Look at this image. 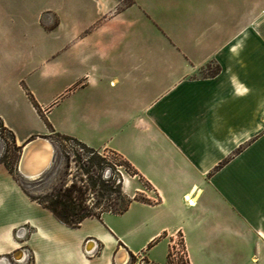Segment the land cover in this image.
<instances>
[{"label":"crops","instance_id":"crops-1","mask_svg":"<svg viewBox=\"0 0 264 264\" xmlns=\"http://www.w3.org/2000/svg\"><path fill=\"white\" fill-rule=\"evenodd\" d=\"M140 18L159 43L137 40ZM84 20L79 61L105 73L82 82L101 97L50 130L118 154L154 196L127 179L122 213L69 226L0 163V264H168L174 233L190 264H264V0H97ZM0 120L17 145L48 131ZM22 248L29 262L10 257Z\"/></svg>","mask_w":264,"mask_h":264},{"label":"rangeland","instance_id":"rangeland-1","mask_svg":"<svg viewBox=\"0 0 264 264\" xmlns=\"http://www.w3.org/2000/svg\"><path fill=\"white\" fill-rule=\"evenodd\" d=\"M96 1L0 0V116L20 132L28 128L48 129L47 134L36 136L47 138L55 150L53 162L45 172L33 179L23 177L17 167L21 145L15 143L12 133L0 120V163L34 199H42L45 193L59 185L62 178L70 180L79 176L83 173L80 166L88 168L91 174L96 173L98 168L89 162V158L98 155L104 159L103 177L110 178L113 185L120 176L126 184L127 179L132 181L133 197L144 200L147 194L154 196L153 189L141 177L127 170L118 154L105 149H94L91 153L75 140L53 133L50 126L47 127L48 124H55L58 128L74 126L79 122L81 101L87 95L93 101L101 97L94 88L83 86L82 81L85 72L101 77L105 69L95 57L88 64H81L82 45L78 42L82 35L78 25L85 24L87 11L95 12ZM62 16L63 24L55 27ZM155 23L150 29H143L141 18L137 20V40L159 43L156 33L161 28ZM41 62L46 63L45 67L51 65L54 72L42 73ZM90 63L94 64L92 68ZM212 71L214 68L204 70ZM26 92L33 95L42 117L32 108ZM50 105V113L42 111L43 106ZM112 201L101 203L112 204Z\"/></svg>","mask_w":264,"mask_h":264},{"label":"trees","instance_id":"trees-1","mask_svg":"<svg viewBox=\"0 0 264 264\" xmlns=\"http://www.w3.org/2000/svg\"><path fill=\"white\" fill-rule=\"evenodd\" d=\"M26 94L33 107L41 116L40 107L33 95L30 92H26ZM48 126L50 125L48 124ZM65 138L75 140L86 151L94 153V149L87 147L80 141L68 136H65ZM89 162L97 166L98 171L96 173L91 174L88 168L82 169L80 166L83 173L79 174V176H74L70 180L62 178L59 185L45 193L42 199H35L50 210L57 219L69 226H78L83 219L89 216L99 218L101 213L106 211L122 213L132 200V198L125 196L122 189L123 180H121L120 176L117 178L115 185L112 184L110 178L103 177V157L100 155L97 158L90 157ZM124 166L127 170L137 174L126 161H124ZM112 193L115 196H111ZM104 200L113 201L112 204L101 203Z\"/></svg>","mask_w":264,"mask_h":264},{"label":"bare ground","instance_id":"bare-ground-1","mask_svg":"<svg viewBox=\"0 0 264 264\" xmlns=\"http://www.w3.org/2000/svg\"><path fill=\"white\" fill-rule=\"evenodd\" d=\"M51 146V148H50ZM55 150L52 143L45 137L35 136L21 145L18 159V171L27 179H33L42 174L52 164ZM41 171V172H40ZM22 253H16V258H21ZM126 253L118 255V262H124Z\"/></svg>","mask_w":264,"mask_h":264},{"label":"built area","instance_id":"built-area-1","mask_svg":"<svg viewBox=\"0 0 264 264\" xmlns=\"http://www.w3.org/2000/svg\"><path fill=\"white\" fill-rule=\"evenodd\" d=\"M21 230H25L24 227L18 228L15 233L18 235V232ZM95 243L92 239H87L85 243ZM96 246V243H95ZM21 252V258L17 259L15 257V253ZM14 255L10 257L17 262H29L31 259V252L28 248H22L20 250L15 251ZM85 254L92 255L93 251L89 249H85ZM1 259L5 260V257H1ZM168 264H190L186 257V248L184 244V240L181 234L174 233L170 236L168 241Z\"/></svg>","mask_w":264,"mask_h":264},{"label":"water","instance_id":"water-1","mask_svg":"<svg viewBox=\"0 0 264 264\" xmlns=\"http://www.w3.org/2000/svg\"><path fill=\"white\" fill-rule=\"evenodd\" d=\"M50 148H51V146H50ZM41 172V171H40ZM121 252V251H120Z\"/></svg>","mask_w":264,"mask_h":264}]
</instances>
